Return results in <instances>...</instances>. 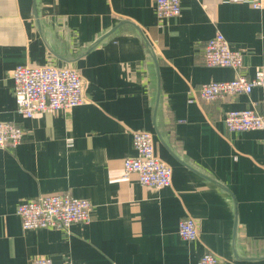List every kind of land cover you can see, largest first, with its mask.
I'll return each instance as SVG.
<instances>
[{
  "label": "crops",
  "instance_id": "obj_1",
  "mask_svg": "<svg viewBox=\"0 0 264 264\" xmlns=\"http://www.w3.org/2000/svg\"><path fill=\"white\" fill-rule=\"evenodd\" d=\"M180 6L158 20L154 0H0V120L23 129L0 148V264H196L205 251L221 264H264V130L224 124L228 110L264 115V95L198 97L201 84L237 74L204 63L217 31L242 52L245 77L264 67V0ZM29 64L76 69L84 102L16 113L13 68ZM140 129L172 168L167 187L122 176ZM67 191L92 203L89 223L22 229L19 201ZM187 215L196 240L176 231Z\"/></svg>",
  "mask_w": 264,
  "mask_h": 264
},
{
  "label": "built area",
  "instance_id": "obj_2",
  "mask_svg": "<svg viewBox=\"0 0 264 264\" xmlns=\"http://www.w3.org/2000/svg\"><path fill=\"white\" fill-rule=\"evenodd\" d=\"M249 1L253 8H260L262 0ZM180 0H154V14L158 20L180 15ZM204 63L210 67L222 66L235 69L237 74L231 80H216L201 84L198 90L199 99L205 101L249 94L258 87L264 95V67L256 70L247 78L242 73V52L231 49L222 33L206 40L204 45ZM13 96L16 103L14 111L27 118L47 110H64L83 103V84L79 72L71 67L59 68L46 65H16L12 72ZM192 99H189L191 101ZM224 124L229 132L264 130V115L254 108L228 110ZM132 147L134 157L122 161V176L136 174L139 184L147 187L163 188L171 183L172 168L156 155L152 133L145 130H134ZM21 126L11 121L0 120V148L19 144L23 138ZM93 205L87 199H80L68 191L40 195L33 200L19 201L15 214L21 221L23 230L39 228H59L64 231L73 223L87 224L91 221ZM177 233L181 239L196 240L199 236L196 221L192 216L178 221ZM29 264H55L49 257H35ZM72 264V263H67ZM196 264H221L220 259L210 251H205Z\"/></svg>",
  "mask_w": 264,
  "mask_h": 264
}]
</instances>
